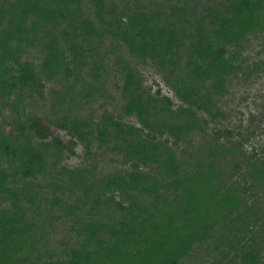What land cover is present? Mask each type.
Segmentation results:
<instances>
[{
	"label": "trees",
	"instance_id": "obj_1",
	"mask_svg": "<svg viewBox=\"0 0 264 264\" xmlns=\"http://www.w3.org/2000/svg\"><path fill=\"white\" fill-rule=\"evenodd\" d=\"M257 35L264 0H0V264H264V147L220 129Z\"/></svg>",
	"mask_w": 264,
	"mask_h": 264
},
{
	"label": "rangeland",
	"instance_id": "obj_2",
	"mask_svg": "<svg viewBox=\"0 0 264 264\" xmlns=\"http://www.w3.org/2000/svg\"><path fill=\"white\" fill-rule=\"evenodd\" d=\"M240 58L246 74H240L233 80L229 95L220 102L221 107L231 115L228 121L220 125V129L232 131L235 140L245 139V148L249 155L258 154L264 147V120L260 119L264 113V35L251 37L250 42L241 50ZM138 68L142 71L148 87L153 91L160 89L163 95L177 103L173 93L166 88L161 76L152 67L139 65ZM97 104L94 109L98 113L103 112V109L98 110L99 104ZM114 108L107 106L108 111H113ZM5 114L8 115V112ZM130 121L136 123L135 120ZM3 128H6V131L11 130L9 127L3 126ZM50 130L52 136L59 137L65 142L70 140L65 132L58 131L54 126H51ZM74 150L76 154L71 155L64 164L70 167L86 164L83 147L79 145ZM121 167L120 163L113 162L109 158L104 159L100 165L103 173Z\"/></svg>",
	"mask_w": 264,
	"mask_h": 264
}]
</instances>
